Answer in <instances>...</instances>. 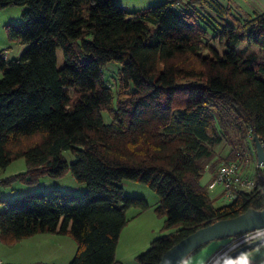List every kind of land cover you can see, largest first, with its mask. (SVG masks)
Instances as JSON below:
<instances>
[{"label":"trees","instance_id":"obj_1","mask_svg":"<svg viewBox=\"0 0 264 264\" xmlns=\"http://www.w3.org/2000/svg\"><path fill=\"white\" fill-rule=\"evenodd\" d=\"M178 2L130 11L113 0H0L27 6L19 23L6 24L27 48L11 60L0 50V172L21 157L27 169L0 184L71 171L87 186L79 195L56 188L0 197V241L68 234L77 243L68 264H116L128 210L151 207L125 194L124 179L154 190L164 228L176 227L139 253V264H159L202 226L264 207V166L230 202L215 205L209 188L223 164L242 161L251 146L256 152L254 134L264 144V58L238 51L243 42L264 47V11L241 20L220 0ZM113 61L122 66L112 85L104 70ZM222 143L228 154L206 187L201 179Z\"/></svg>","mask_w":264,"mask_h":264},{"label":"rangeland","instance_id":"obj_2","mask_svg":"<svg viewBox=\"0 0 264 264\" xmlns=\"http://www.w3.org/2000/svg\"><path fill=\"white\" fill-rule=\"evenodd\" d=\"M115 3L123 6L125 9L134 11L139 10L154 4H158L163 2V0H113ZM180 1V5L184 4L186 1L189 0H175ZM224 1V5H229L232 8V15L236 18L241 20L245 13L248 12H256L257 5H255L250 0H220ZM179 3V2H178ZM233 3V4H232ZM242 5L243 7L239 6ZM178 5V4H177ZM179 5V6H180ZM27 8L26 5H8L5 7H0V50H5L6 58L11 60L13 58H18L20 54L27 48V46H22V42L13 41L8 37V32L6 29L7 23H19L22 19V14ZM245 11V13H243ZM251 14L249 17L254 16ZM220 21V20H218ZM248 43L243 42L239 45L238 51L244 55H255L259 60L264 58V47L258 44H252L251 46H247ZM222 47V46H220ZM247 47V48H246ZM24 48V49H23ZM58 55V66H63L65 62L64 53L61 48L57 50ZM121 63L117 61L109 62L107 67L104 70V77L107 83L109 84H116V80L119 77V69L121 68ZM3 77V71L0 70V80ZM117 88V87H116ZM104 117L106 120L110 118L107 113H104ZM229 145L226 143H222L217 145L216 148V158L211 160L208 165L206 166L204 175L201 179V184L207 187V183L211 181L210 172L208 169L211 168L213 176L216 174L219 162L222 161L225 155L228 154ZM255 147L251 146L244 151V159H241L240 165L243 171H247L250 168L256 167L257 164L255 160ZM64 156L68 160L69 163L73 162L76 159V155L71 152V150H65ZM231 161H238V160H231ZM223 164V162H222ZM258 165V164H257ZM27 164L24 157L17 158L13 160L6 168H4L0 172V180L6 179L9 176L14 174H18L21 172L26 171ZM46 182L45 185H38L39 182ZM38 183H27L21 180H14L11 181L10 184H0V197L3 199H18L23 197L25 194L29 192H44L47 194H53L54 190L57 188L64 193H72L75 195H79L83 193L87 186L84 182H79L76 180L74 175L71 171H68L62 177H51V176H43L40 178ZM125 194L129 196H139L145 197L151 204V207L146 210L142 214V216L135 217L133 220L129 221L128 224L124 227L121 232L120 239L117 245V249L119 251L118 259L122 260L117 264H123V262H127V264H139L138 261L135 259V252L141 253L146 251L151 242L164 234H167L171 230H175L176 227L171 229L164 228L166 215H159L155 211V205L158 202V195L157 193L152 190L147 184L138 182L132 179H124L121 182ZM45 188V189H44ZM223 186L218 185L215 190H211L210 193L212 196L215 197V205H222L224 203L230 202V200L222 194ZM4 208V205L0 203V211ZM139 213L137 208H130L127 212L128 216H134L136 213ZM31 237V236H30ZM28 238V237H27ZM61 244L64 245L66 248L70 247V242L72 241L71 237L65 236L63 238ZM24 240V239H21ZM21 240H17L12 244H7L0 241V252H7L10 254L8 261L10 264H64V258H56L53 262L42 261L38 262V259L33 257L32 247L33 241L28 240L31 242H24L25 244H21ZM239 240V236L237 237H230L226 239H222L221 245L218 249V252L212 258V261L208 264H214L215 260L227 249L233 246ZM27 241V240H25ZM20 243V244H19ZM74 243V242H73ZM54 244V243H53ZM15 245V246H14ZM17 245V246H16ZM21 245H25L20 247ZM52 246L50 242L48 245L44 244L41 248L44 252H40L41 258L47 260V248ZM58 246V245H57ZM56 247V246H55ZM15 250V251H14ZM17 250V251H16ZM50 253H62L61 251L55 252L54 250ZM63 254V253H62ZM7 263V262H6ZM218 261L215 263L217 264ZM126 264V263H124Z\"/></svg>","mask_w":264,"mask_h":264},{"label":"water","instance_id":"obj_3","mask_svg":"<svg viewBox=\"0 0 264 264\" xmlns=\"http://www.w3.org/2000/svg\"><path fill=\"white\" fill-rule=\"evenodd\" d=\"M257 162L264 166V144L258 134H254ZM264 226V207H250L244 212L202 226L180 239L162 255L159 264H182L185 258L197 247L214 239L242 235ZM264 243V236L224 251L214 262L227 264L249 249ZM214 263V264H215Z\"/></svg>","mask_w":264,"mask_h":264},{"label":"crops","instance_id":"obj_4","mask_svg":"<svg viewBox=\"0 0 264 264\" xmlns=\"http://www.w3.org/2000/svg\"><path fill=\"white\" fill-rule=\"evenodd\" d=\"M250 1H252L255 5H257V9H255L256 12H254V13L264 11V0H250ZM221 2L224 3V1H221ZM227 6H229V5H227ZM239 6L243 7L242 5H239ZM231 10H232V8H231ZM243 13H245V11ZM254 13L253 12H248L247 14L245 13V16H243V19L249 18V16L251 14H254ZM22 46L25 47L24 44H22ZM255 166H257V164ZM254 169H255V167L250 168L246 172L251 173L254 171ZM208 170L210 172V177L212 179L213 178L212 170H211V168ZM45 183L46 182L42 181V182H39L38 185H45ZM144 212H146V210L145 211H139V213L137 212L134 216H131V220H133L136 216L137 217L142 216V214ZM65 236L71 237L68 234L37 233L31 237L23 238L24 240H21V242H22L21 244H25L24 242H26V243L31 242L28 240L33 241L32 253H33V257L35 259H38L37 260L38 262H42V261L53 262L56 258H64V261H65L64 264H68L76 252L77 243L74 240V238L71 237L74 243L72 241H69L70 242L69 248H66L64 245L62 246L61 242H62V240H64L63 238H65ZM25 240H27V241H25ZM50 242L52 243V246L47 248V252H45V254L47 255L48 258H47V260H44V258H41L39 253L44 252V250H42L41 247L44 244L48 245ZM220 245H221V241L219 239L211 240L206 245L202 246L199 250L194 252L187 260L183 261L184 263H182V264H208L209 262L212 261V258L214 257V255L218 252ZM23 246H25V245H21L20 247L23 248ZM53 250L55 252L61 251L63 254L62 253H50ZM118 254H119V251L117 249L116 258H117V261L120 262L122 260L118 259ZM138 254H139L138 252H135V254H134L135 259H136V256ZM9 256H10V254L8 253V251L7 252H0V258L4 262H7L8 264H10V262L8 260L10 258H13L12 256L9 258ZM124 263L127 264V262H123V264ZM231 264H264V243L261 245H258L256 247H253V248L249 249L248 251L244 252L243 254L239 255L237 258H235L231 262Z\"/></svg>","mask_w":264,"mask_h":264},{"label":"built area","instance_id":"obj_5","mask_svg":"<svg viewBox=\"0 0 264 264\" xmlns=\"http://www.w3.org/2000/svg\"><path fill=\"white\" fill-rule=\"evenodd\" d=\"M258 166L260 165L258 164ZM215 176L216 177L209 184V188L215 189L218 184H223L224 196L230 201L237 198L239 192L243 190L249 191L256 184L255 177L249 172L243 171L238 161H231L230 163L223 164ZM262 236H264V226L239 235V240L233 246H231V248L240 246ZM0 264L8 263L4 262L0 258Z\"/></svg>","mask_w":264,"mask_h":264}]
</instances>
